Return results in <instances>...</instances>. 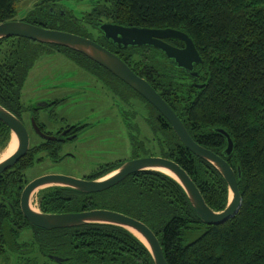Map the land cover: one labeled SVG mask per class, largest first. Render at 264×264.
Here are the masks:
<instances>
[{
	"label": "trees",
	"instance_id": "1",
	"mask_svg": "<svg viewBox=\"0 0 264 264\" xmlns=\"http://www.w3.org/2000/svg\"><path fill=\"white\" fill-rule=\"evenodd\" d=\"M17 1L0 0V24L14 21ZM90 1L89 12L80 18L67 10L61 16L50 6H41L22 21L90 39L120 58L160 95L195 143L222 157L235 175L239 169L241 206L227 222L206 225L176 181L159 172H141L95 194L61 187L42 189L35 197L36 209L50 215L107 210L136 219L154 233L167 264H264V0ZM104 23L186 34L201 58L195 68L197 78L186 75L155 49H122L89 33L87 28L95 31ZM166 42L184 46L177 40ZM53 51L64 54L103 86L121 109L124 122L128 118L133 157L147 156L154 151L149 144L157 141V154L151 156L175 162L210 209L224 210L229 192L217 170L187 150L142 97L77 52L23 38L0 40L1 107L22 121L30 110L22 103L26 77L41 57ZM123 106L130 109L127 117ZM132 107L141 111L149 136L139 132ZM219 130L232 140L229 156L224 155L227 142ZM10 138L9 129L0 122V155ZM58 151L56 144L40 142L0 175V264H153L145 246L119 227L43 230L25 220L20 211L21 193L30 182L25 172L44 156L56 158ZM40 153L44 156L38 157ZM119 166L85 179H99ZM50 256L66 262L57 263Z\"/></svg>",
	"mask_w": 264,
	"mask_h": 264
},
{
	"label": "water",
	"instance_id": "2",
	"mask_svg": "<svg viewBox=\"0 0 264 264\" xmlns=\"http://www.w3.org/2000/svg\"><path fill=\"white\" fill-rule=\"evenodd\" d=\"M46 1V0H45ZM54 0H47V2ZM53 9V8H51ZM61 16L65 15L61 7ZM95 31L103 39L118 48H152L161 52L172 65L182 70L186 75L197 78L195 68L201 63V58L189 37L176 30H150L141 28H125L110 23L95 26ZM23 38L35 43L66 48L81 54L98 66L108 71L152 106L171 126V129L182 145L193 155L209 163L225 181L229 199L224 210L215 212L210 209L190 177L175 162L161 157H147L121 164L114 171L96 180H84L64 175H45L30 181L20 196V211L25 220L33 227L43 230H58L77 228L89 225H110L119 227L131 233L148 250L153 264H167L162 248L154 233L142 222L131 217L107 210H92L80 213L43 214L32 208V197L42 189L50 187L68 188L84 194H95L108 190L127 177L141 172H159L176 181L185 192L187 199L199 219L206 225H221L233 218L240 209L242 198L239 193L237 179L232 168L220 156L201 147L189 136L184 125L160 97V95L142 78L135 75L130 68L114 53L94 41L74 34L41 28L23 21H9L0 24V40ZM177 40L183 43V48H176L165 41ZM0 122L10 131V141L14 138L15 152L0 161V175L14 167L29 151V134L23 123L10 112L0 106ZM34 132L44 140L56 139L40 133L34 120L31 119ZM227 142L224 151L229 156L233 143L223 130L218 131ZM59 263L60 259L54 258Z\"/></svg>",
	"mask_w": 264,
	"mask_h": 264
},
{
	"label": "rangeland",
	"instance_id": "3",
	"mask_svg": "<svg viewBox=\"0 0 264 264\" xmlns=\"http://www.w3.org/2000/svg\"><path fill=\"white\" fill-rule=\"evenodd\" d=\"M55 3V8L60 5L77 18L87 14L92 6L90 0H55ZM41 6L46 8L50 6L54 9L47 0H18L15 4L14 21L24 20L31 11ZM87 29L93 37H97L96 31ZM54 96L68 98L64 105L55 109V114L58 113L59 117L68 122H83L91 126L77 141L63 146L62 152L70 154L72 158L67 157L58 164H52L45 158L43 162L26 170L25 174L29 181L45 172L63 173L69 177L82 179L105 163L125 162L129 159L132 148L119 122L122 118L119 111L121 109L116 108L106 92L101 90L100 84L57 51L41 57L29 71L22 89V103L26 106L34 105ZM122 109L127 117V111L130 109H124V106ZM131 110L134 115L136 114L134 122L148 135L141 111L135 107ZM48 115L53 116L52 113H47L45 117ZM126 119L128 123V118ZM53 130L51 127L48 128V131ZM30 140V145L38 142L32 134ZM149 147L156 150L153 143H150ZM41 156L43 155H38ZM36 194L33 197L34 207Z\"/></svg>",
	"mask_w": 264,
	"mask_h": 264
},
{
	"label": "flooded vegetation",
	"instance_id": "4",
	"mask_svg": "<svg viewBox=\"0 0 264 264\" xmlns=\"http://www.w3.org/2000/svg\"><path fill=\"white\" fill-rule=\"evenodd\" d=\"M50 5L54 6V12L55 13L61 14V11H62L60 9L61 6L57 5V8H55V5H56L55 0L54 1H50ZM97 35H98V33H97ZM100 87H101V90H104L106 92V94L108 95V92L106 91V89L103 86H100ZM66 99H68V98L67 97L64 98V97H59V96L55 97L54 96V97L48 98L47 100H42V102H39L37 104L27 105V106H30V110L28 112H26L25 114H23V116H22V121L21 122L26 127V129L28 131V134H29V149H30V147H34V145L39 144L40 142L52 143V144H56L57 146H59V151L57 152V157L56 158L49 159V158L45 157L43 154H41V153L39 154V155H43L44 156L43 161H44L45 158H47L52 164L61 163L67 157H71L72 158V156L70 154L62 152L63 151V146L65 144L77 141L79 139V137L81 135H83L86 132V130H88L90 128V126H91L90 124H86V123H83V122H75V123L68 122L66 119L59 117L58 113L55 114V109H57L58 107L64 105L65 104L64 101ZM47 113H52L53 116L48 115V117L46 118L45 114H47ZM41 118H42V120H41ZM43 118H45V119H43ZM31 119L34 120L35 125L37 126L38 130L40 131V133L42 135H44L46 137H53L56 140L55 141H53V140H44V139L40 138L34 132V130L32 128ZM121 119L119 121L121 123L120 125L122 127V130L127 135L128 140H129V132H128L126 126H127V124H130V122L129 121H128V123L124 122V118L123 117ZM136 125H137L138 130H140L139 132H141V126L139 124H137V123H136ZM49 127L53 128L54 130L53 131H48ZM31 134L34 135L36 137V139L38 140V142L33 144V145H30V141H31L30 140V136H31ZM156 142L154 143L156 150H154L152 152H149L147 154V156H140V155H144V154L143 153L142 154L141 153H137L138 157L137 156L133 157V153L131 151L129 159L127 161H125V162L136 160V159H141V158H147V157H157V156H151L153 154H157V143ZM43 156H41V157H43ZM125 162L105 163V164L99 166L91 174H94L96 172H100L102 170H106V169H108V168H110L112 166H116V165L119 166V165H121V164H123ZM35 164H38V163H35ZM108 164H111V165L108 167L107 166ZM45 175H64V176H67L66 174H63V173L45 172V173H43L42 175H40L38 177L45 176ZM88 176H86V177H88ZM86 177H84L82 179L86 180L85 179ZM54 258L60 259L61 262H59V263H62L64 261L66 262V259H63V258L52 257V256L49 257V259L52 260V261H54Z\"/></svg>",
	"mask_w": 264,
	"mask_h": 264
},
{
	"label": "bare ground",
	"instance_id": "5",
	"mask_svg": "<svg viewBox=\"0 0 264 264\" xmlns=\"http://www.w3.org/2000/svg\"><path fill=\"white\" fill-rule=\"evenodd\" d=\"M15 150H16V143H15V140H14V138H12V140L9 142V144H8V147H7V149L5 150V152L3 153V155H2V159L0 160V161H3V160H5L6 158H8V157H10L14 152H15ZM34 196H35V194H34ZM33 196V197H34ZM33 197H32V208H35L34 206H33Z\"/></svg>",
	"mask_w": 264,
	"mask_h": 264
}]
</instances>
